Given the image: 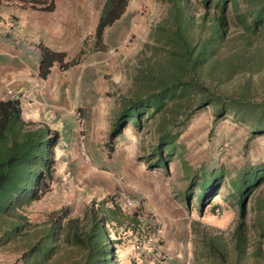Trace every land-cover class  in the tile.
<instances>
[{"label":"rangeland","instance_id":"1","mask_svg":"<svg viewBox=\"0 0 264 264\" xmlns=\"http://www.w3.org/2000/svg\"><path fill=\"white\" fill-rule=\"evenodd\" d=\"M107 1L53 0L51 12L19 1L0 2V36L10 34L25 42L47 45L64 53L67 64L62 67L56 63L50 68L45 83L31 68H25L24 74L8 69L6 74L5 68H0V100L14 96L20 102L25 122L45 125L59 133L51 189L21 213L33 225L31 233L44 235L58 214L67 212L69 218L80 217L92 204L96 207L111 196L138 198L149 210L147 194L160 189L171 205H166L167 214L161 212L163 218L155 215L161 237L154 248L159 247L171 257L167 264H205L201 257L202 234H221L229 240L238 221L233 183L245 170L264 164V135L251 137L250 125L236 122L230 115L217 120L214 107L207 106L186 123L170 159L164 151L167 169L157 167L156 158L151 156L157 137L155 122L147 115L140 129L129 125L112 144V126L122 98L129 97L139 85L135 76L140 65L153 62L163 53L151 33L166 17L169 4L166 0H128L122 15L97 37L96 27ZM187 1L196 24L204 15L203 21L208 25L215 9L210 6L206 12L201 0ZM227 45L222 52L234 43ZM261 46L256 40L253 47ZM246 80L234 77L222 86L221 92L234 93L243 88ZM247 82L252 98L264 100V75L255 74ZM77 113L82 125L75 118ZM203 170L221 175L222 179L218 195L211 194L199 211L198 190H190V182L197 176L200 183ZM246 198L245 218L250 232V209L257 200L264 199V180ZM107 206L104 204L103 208ZM118 216L119 222L112 221L105 227L110 240L117 242L115 262L149 264L143 253L135 249L138 243L134 244L135 239L142 241L145 229L129 214ZM6 228L2 227L1 233ZM27 244L24 239H17L0 246V264H22L21 255ZM74 250L60 245L56 258H62L50 264L77 262L79 256ZM66 255L72 260L69 263L67 257L63 258Z\"/></svg>","mask_w":264,"mask_h":264},{"label":"trees","instance_id":"2","mask_svg":"<svg viewBox=\"0 0 264 264\" xmlns=\"http://www.w3.org/2000/svg\"><path fill=\"white\" fill-rule=\"evenodd\" d=\"M11 1L30 4L41 11L54 10L53 0H0ZM166 1V17L151 33L163 53L153 62L140 65L135 76L139 85L129 97L122 98L110 135L113 144L129 125L140 129L147 115L155 122L157 137L151 156L156 158V166L164 169V151L169 159L174 155L186 123L204 107L213 106L217 120L230 115L236 122L250 125L251 137L264 135V100L252 98L247 82L255 74L264 75V0H201L206 12L210 6L216 11L208 25L203 21L204 15L196 24L187 0ZM127 2H106L96 27L97 37L122 15ZM256 40L261 47H253ZM230 42L234 46L222 52ZM39 52L41 77H46L55 63L66 67L64 53L41 44ZM234 77L248 80L242 89L229 95L222 93V86ZM58 142V132L23 120L17 99L0 100V246L17 239L28 242L21 255L22 264L57 263L62 258H56L60 245L75 249L79 258L73 264H117V242L110 240L105 229L108 223L119 222L118 214H123L118 206L108 207L114 197L105 198L96 207L92 204L80 217L69 218L67 212L58 214L49 222L44 235L32 234L33 225L21 213L50 191L55 180L54 149ZM197 179L196 176L190 182V190L197 187L201 211L211 194L218 195L222 176L203 170L201 182ZM263 180L264 164L245 170L233 183L238 221L229 240L221 234H202L201 257L205 264H264V199L257 200L250 209V232L245 218L246 197ZM104 204L108 208H103ZM131 216L135 221L136 216ZM4 226L7 228L1 233ZM66 260L72 261L69 256Z\"/></svg>","mask_w":264,"mask_h":264},{"label":"crops","instance_id":"3","mask_svg":"<svg viewBox=\"0 0 264 264\" xmlns=\"http://www.w3.org/2000/svg\"><path fill=\"white\" fill-rule=\"evenodd\" d=\"M40 44L43 45L39 42H25L23 40H19L10 36V34L0 36V68L4 67V72L6 74H8L7 69L12 72L24 74L25 68H31L33 73H37L38 79L44 81L45 83L47 81L45 79L49 75L46 78L40 76ZM43 46L54 51L47 45ZM55 65L56 63L52 66V68ZM147 198H149L147 199L149 210L157 215V217L163 218L161 212L165 211L166 214L169 212L166 205H171V203H168V201L163 197L162 190L158 189L157 192L155 190H151V193L147 194Z\"/></svg>","mask_w":264,"mask_h":264},{"label":"built area","instance_id":"4","mask_svg":"<svg viewBox=\"0 0 264 264\" xmlns=\"http://www.w3.org/2000/svg\"><path fill=\"white\" fill-rule=\"evenodd\" d=\"M9 99L17 98L12 96ZM75 118L77 122L82 125V119L79 113L76 114ZM113 205L120 207L125 214L136 216L138 226L141 227L142 230L145 229L143 231H146V234L142 241L135 239L136 241L134 242V244L138 243L135 244V249L143 253L145 261H148L149 264L151 261L167 264L169 260H171V257L163 253L159 247L154 248V245L160 242L161 237V231L158 227L155 214L147 210L140 199L125 194L115 196L113 201L110 202L109 207H113Z\"/></svg>","mask_w":264,"mask_h":264}]
</instances>
